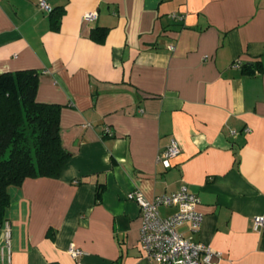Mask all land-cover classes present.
<instances>
[{
    "label": "crops",
    "instance_id": "obj_1",
    "mask_svg": "<svg viewBox=\"0 0 264 264\" xmlns=\"http://www.w3.org/2000/svg\"><path fill=\"white\" fill-rule=\"evenodd\" d=\"M46 1L57 29L38 0H0V73L39 72L36 99L61 105L71 156L58 177L9 188L0 264H161L140 247L141 210L127 194L151 201L182 187L203 222L181 232L219 264H264V229L252 228L264 216V0ZM87 11L97 19L83 21ZM172 139L181 153L166 165Z\"/></svg>",
    "mask_w": 264,
    "mask_h": 264
},
{
    "label": "trees",
    "instance_id": "obj_2",
    "mask_svg": "<svg viewBox=\"0 0 264 264\" xmlns=\"http://www.w3.org/2000/svg\"><path fill=\"white\" fill-rule=\"evenodd\" d=\"M49 15L52 28L57 29L60 12L53 8ZM106 32L107 28H96L92 37L103 39ZM242 67L247 73L263 70L260 62ZM38 81L37 70L0 73L1 223L8 220L7 211L12 202L10 187L20 186L28 177H58L71 156L61 140V105L37 101ZM100 195L99 187L97 196Z\"/></svg>",
    "mask_w": 264,
    "mask_h": 264
},
{
    "label": "built area",
    "instance_id": "obj_3",
    "mask_svg": "<svg viewBox=\"0 0 264 264\" xmlns=\"http://www.w3.org/2000/svg\"><path fill=\"white\" fill-rule=\"evenodd\" d=\"M40 9L47 13L52 11V6L46 0H38ZM98 17L97 11H87L83 14V21H94ZM172 17L183 20L184 15L173 13ZM233 65L242 67V62L236 59ZM109 131V130H108ZM181 153V147L176 139H172L167 148L158 157L169 165V160ZM127 198L136 201L141 210L142 225L140 228V247L145 256L161 264H219L221 254L203 242H196L191 237L181 232L179 227L187 225L188 231L199 232L203 213L199 211L200 199L197 195L190 193L186 187L169 194L156 196L148 200L139 190L130 191ZM176 207V211L169 216H162L159 207ZM6 223V245L10 246V227ZM252 228L255 231L264 229V216H257L253 219ZM73 257H78L83 250L75 246L69 248Z\"/></svg>",
    "mask_w": 264,
    "mask_h": 264
},
{
    "label": "rangeland",
    "instance_id": "obj_4",
    "mask_svg": "<svg viewBox=\"0 0 264 264\" xmlns=\"http://www.w3.org/2000/svg\"><path fill=\"white\" fill-rule=\"evenodd\" d=\"M32 139L30 138V141H31Z\"/></svg>",
    "mask_w": 264,
    "mask_h": 264
}]
</instances>
